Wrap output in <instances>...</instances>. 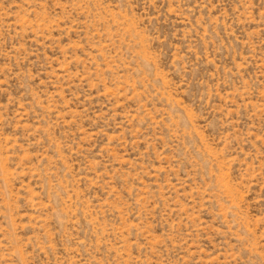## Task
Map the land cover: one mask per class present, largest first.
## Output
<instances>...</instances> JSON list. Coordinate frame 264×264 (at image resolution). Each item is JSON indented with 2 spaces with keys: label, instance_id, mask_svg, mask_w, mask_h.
<instances>
[{
  "label": "rangeland",
  "instance_id": "1",
  "mask_svg": "<svg viewBox=\"0 0 264 264\" xmlns=\"http://www.w3.org/2000/svg\"><path fill=\"white\" fill-rule=\"evenodd\" d=\"M0 264H264V0H0Z\"/></svg>",
  "mask_w": 264,
  "mask_h": 264
}]
</instances>
